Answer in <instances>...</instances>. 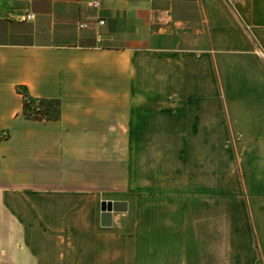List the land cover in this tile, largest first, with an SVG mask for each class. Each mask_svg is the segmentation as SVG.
<instances>
[{"label": "crops", "instance_id": "1", "mask_svg": "<svg viewBox=\"0 0 264 264\" xmlns=\"http://www.w3.org/2000/svg\"><path fill=\"white\" fill-rule=\"evenodd\" d=\"M100 2L0 0V264H264V0Z\"/></svg>", "mask_w": 264, "mask_h": 264}, {"label": "rangeland", "instance_id": "2", "mask_svg": "<svg viewBox=\"0 0 264 264\" xmlns=\"http://www.w3.org/2000/svg\"><path fill=\"white\" fill-rule=\"evenodd\" d=\"M224 196L225 198L221 199L225 207L223 224H225L226 233L230 232L232 235L234 234L237 236L236 239L239 240V242L235 243V245L242 250L244 248H242L240 242H241V237L244 239L245 235L240 230L241 223L239 221L240 217H238L239 216L238 211L234 209L236 198H234L233 195L230 196L229 194L224 195ZM245 198H246L245 195H242L243 203L247 202ZM130 201H131L130 209L127 210V213H125V215H122V217L119 220V224L114 226V228L121 230V231H129V233H134V235L132 237H129V239H127L126 242L123 244V246L126 244V247L128 246L127 248H129V250L132 251L131 247L133 248V245L134 246L136 245L135 243V235H136L135 233L136 232H134V225H133L134 220H135V214H134V208H133L134 207V196H130ZM145 249L147 248L145 247Z\"/></svg>", "mask_w": 264, "mask_h": 264}, {"label": "built area", "instance_id": "3", "mask_svg": "<svg viewBox=\"0 0 264 264\" xmlns=\"http://www.w3.org/2000/svg\"><path fill=\"white\" fill-rule=\"evenodd\" d=\"M89 5L98 8L101 4L100 0H88ZM32 16L31 12H27L24 15L20 16V18L22 19H30ZM100 23H103L104 20L100 19L99 20ZM256 53L262 57H264V47L263 46H258L256 48ZM21 94H22V100L23 103L28 104L29 105V109H27L28 111L26 112V114L30 117H35V118H44V114L39 111V105L37 104L38 100L31 98L30 96H28L26 94V92L24 90H20ZM8 133L6 130H2L0 133L1 137H5L7 136Z\"/></svg>", "mask_w": 264, "mask_h": 264}, {"label": "water", "instance_id": "4", "mask_svg": "<svg viewBox=\"0 0 264 264\" xmlns=\"http://www.w3.org/2000/svg\"><path fill=\"white\" fill-rule=\"evenodd\" d=\"M101 225H110L112 212H123L127 210V201L123 199L104 200L100 207Z\"/></svg>", "mask_w": 264, "mask_h": 264}, {"label": "trees", "instance_id": "5", "mask_svg": "<svg viewBox=\"0 0 264 264\" xmlns=\"http://www.w3.org/2000/svg\"><path fill=\"white\" fill-rule=\"evenodd\" d=\"M37 104L39 105V111L44 114L46 118H56L58 116V100L53 98H44L39 99ZM29 109L28 104L23 103V112H26ZM27 115V114H26Z\"/></svg>", "mask_w": 264, "mask_h": 264}]
</instances>
